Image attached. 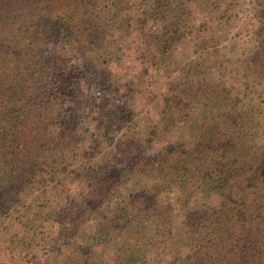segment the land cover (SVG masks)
Instances as JSON below:
<instances>
[{
	"label": "trees",
	"instance_id": "1",
	"mask_svg": "<svg viewBox=\"0 0 264 264\" xmlns=\"http://www.w3.org/2000/svg\"><path fill=\"white\" fill-rule=\"evenodd\" d=\"M256 2L255 45L230 66L246 89L264 84V0ZM167 4L153 0L134 17L140 24L160 18L164 8L180 11L159 35L145 34L144 47L159 39L167 48L186 34L181 21L190 1ZM130 6L128 0H0L1 203L29 200L42 223L62 219L74 243L43 264H264V142L253 137L263 120L259 111L203 76L185 79L181 90L168 81L150 125L140 114L147 98L131 85L113 90L114 102L83 89L87 80H110L94 78L110 76L107 65L120 48L111 34ZM208 38L195 45L200 56L208 54H201ZM66 45L96 54L100 67L87 62L74 73L60 51ZM193 61L182 69L198 76L200 63ZM178 124L187 138L172 140ZM113 147L122 156L112 155ZM78 181L86 189L73 192ZM121 190L125 196L107 214L79 229ZM202 192L217 203L194 206ZM29 230L32 243L43 242L44 235ZM31 254L22 262L38 264Z\"/></svg>",
	"mask_w": 264,
	"mask_h": 264
},
{
	"label": "rangeland",
	"instance_id": "2",
	"mask_svg": "<svg viewBox=\"0 0 264 264\" xmlns=\"http://www.w3.org/2000/svg\"><path fill=\"white\" fill-rule=\"evenodd\" d=\"M128 1L133 8L130 6L129 12L122 17L123 26L111 34L112 38L120 44V48L119 52L110 58L111 62L107 65L110 69V76L94 78L95 81L97 79L110 80L98 81L96 85L99 87L93 83V80H87L83 84V89L94 95H97L99 91L106 93L108 99L114 102L117 92L113 90L123 91L126 86L131 85L143 92L140 94L141 98H147L143 100L145 103L140 114L145 115L150 125L154 124L159 116L160 94L167 91L168 81L175 82V88L181 90L184 88L185 79L200 76L218 79L240 98L245 108L254 107L260 112V116L263 117L262 124L255 130L253 137L257 143H263L264 84L246 89L241 81L242 75L236 70H230L231 64L238 63L243 57H248L255 45V15L260 7L256 0H187L191 3V10L189 17L181 21L186 29L184 37L179 43L167 48L159 39H154L149 46L145 45L148 49L146 53L142 52L145 48L142 44L144 35H148L149 38L151 35L153 37L159 35L167 21L170 20L173 23L178 21L180 11L175 10L170 15L167 8H164L160 18L156 17L154 20L143 21L139 24L134 17L142 12V5L148 7L153 0ZM178 1L168 0L167 5L175 8ZM203 35H207V38L212 36V38H208L207 46L201 52V54L206 52L208 54L200 56V52L195 51V45L201 39H207ZM61 48L60 51L68 67L74 73H77L87 62L96 69L100 67V59L96 54L91 53L84 56L75 46L66 45ZM190 60L200 63L196 70L201 73L198 76L188 74L186 69H182V65ZM186 68L188 69V66ZM86 79H92V77ZM112 82L115 86H111ZM187 132L185 126L178 124L172 132V140L187 138ZM111 152L114 156H122V150L119 151L115 147L111 148ZM84 189H86V183L82 181H78L73 186V192ZM124 196L125 191L123 190L115 196H109L100 210L94 212L79 229L89 230L93 220L96 221L107 214L111 206ZM193 201L194 206L214 205L217 203V197L214 194L202 192L196 195ZM37 211L39 209L36 202L30 204L29 200H25L22 206L0 201V264H25L20 256L29 252L34 255L38 264L52 260V256L56 254H62V245L65 243V239L62 238L64 235L61 229L64 224L62 219L54 216L53 220L42 223V218L36 219L34 213ZM29 226L32 230L36 229L39 235H44L42 243L37 245L32 243L34 234L29 230ZM69 243L68 247L74 243V240L69 239ZM30 244H33V249ZM57 244L59 246L56 247Z\"/></svg>",
	"mask_w": 264,
	"mask_h": 264
},
{
	"label": "crops",
	"instance_id": "3",
	"mask_svg": "<svg viewBox=\"0 0 264 264\" xmlns=\"http://www.w3.org/2000/svg\"><path fill=\"white\" fill-rule=\"evenodd\" d=\"M97 220V219H96ZM62 238H64L65 239V243H64V245H62L63 246V250L65 249V247H67L68 245H70V243H69V239H70V237H66L65 235H62ZM56 247L57 246H59L58 244L57 245H55ZM63 250L61 251V252H63ZM59 256V254H56V255H54V256H52V259L53 258H55V257H58Z\"/></svg>",
	"mask_w": 264,
	"mask_h": 264
}]
</instances>
